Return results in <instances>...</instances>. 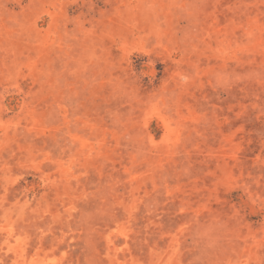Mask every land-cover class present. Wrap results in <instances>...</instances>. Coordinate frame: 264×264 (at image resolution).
Segmentation results:
<instances>
[{"label":"rangeland","instance_id":"374dc122","mask_svg":"<svg viewBox=\"0 0 264 264\" xmlns=\"http://www.w3.org/2000/svg\"><path fill=\"white\" fill-rule=\"evenodd\" d=\"M0 264H264V0H0Z\"/></svg>","mask_w":264,"mask_h":264}]
</instances>
